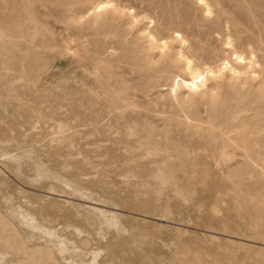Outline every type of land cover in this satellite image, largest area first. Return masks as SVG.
Here are the masks:
<instances>
[{"label": "rangeland", "instance_id": "1", "mask_svg": "<svg viewBox=\"0 0 264 264\" xmlns=\"http://www.w3.org/2000/svg\"><path fill=\"white\" fill-rule=\"evenodd\" d=\"M6 30L0 264H264V0H0Z\"/></svg>", "mask_w": 264, "mask_h": 264}, {"label": "bare ground", "instance_id": "2", "mask_svg": "<svg viewBox=\"0 0 264 264\" xmlns=\"http://www.w3.org/2000/svg\"><path fill=\"white\" fill-rule=\"evenodd\" d=\"M109 3V2H108ZM108 3H106V2H100L99 4H98V6H97V9H98V11H100V10H103V9H105V8H107V6L109 5ZM111 5V4H110ZM203 10L205 11V13L206 14H211L210 13V7H209V5L207 4V2H205L204 4H203ZM97 12V11H96ZM207 16V15H206ZM208 18V17H207ZM21 26V25H20ZM18 30H17V26H14V28H13V32L14 33H16ZM10 33L11 32H9V31H2V33H1V39H2V41H3V44H4V46L7 48V47H9V46H12V45H14V42L13 41H15V40H12V35H10ZM23 35V34H22ZM18 36H20V35H18ZM178 38V37H177ZM182 43V42H181ZM17 44V43H16ZM230 44V43H229ZM228 44V45H229ZM166 45V44H165ZM17 47V46H16ZM231 47V46H230ZM235 58H236V63H238V65H239V63H241V62H244L245 61V58L242 56V55H238V54H236L235 53ZM249 60V59H248ZM188 63H190V62H188ZM246 64V63H245ZM247 65H249V63L247 64ZM213 67V66H212ZM257 67V66H256ZM32 70V69H31ZM216 70V69H215ZM248 71V70H247ZM209 71H207V73H208ZM189 73H190V75L192 76V80L191 81H187L186 82V85L187 86H193L194 87V84H195V81L198 79V80H200V78L202 77V74H201V72L199 73L198 71H195V70H193L192 68H190L189 69ZM200 83V82H199ZM200 85V84H199ZM192 87V88H193ZM189 89V88H188ZM191 89V88H190ZM4 106V105H3ZM23 139V138H22ZM9 144V143H8ZM0 155H3L4 157L5 156H8V158L9 159H17L18 157H17V155L15 154H9V153H6V152H0ZM20 158H22V157H20ZM116 161V160H115ZM137 161V160H136ZM15 162V161H14ZM133 163V162H132ZM36 164H38V163H36ZM120 164V163H119ZM16 165V164H15ZM19 165V164H18ZM36 167H38V166H36ZM41 167V166H40ZM38 170H39V168H38ZM37 170V171H38ZM40 173L42 174V175H44L45 177L46 176H50V175H54L51 171H49V170H46V169H44V168H42L41 170H40ZM43 176V177H44ZM67 182H69V181H67ZM161 191V190H160ZM27 196V195H26ZM11 197V196H10ZM27 201V203H28V200H26L25 199V201L24 202H26ZM29 201H31V200H29ZM31 203V202H30ZM16 204V203H15ZM13 205V204H12ZM22 205V204H21ZM21 205H19V206H21ZM14 206V205H13ZM18 206V207H19ZM10 208V207H9ZM22 208V207H21ZM11 209H13V208H11ZM11 209H10V211H11ZM19 209V208H18ZM14 211H15V208H14ZM13 211V212H14ZM91 211L93 212V214H95V215H100V216H102V218H104V219H106L108 222H109V218H116L117 219V221H115L114 222V225L115 226H117V228H119V230L120 229H122L123 228V226L120 224V222H119V216L116 214V213H111V212H109V211H104V210H99V209H97V208H92L91 209ZM2 214H4L5 216H6V214H5V212H2V211H0ZM9 212V211H8ZM44 212V211H43ZM54 213V212H53ZM98 213V214H97ZM52 214V213H51ZM8 215V214H7ZM49 215V214H48ZM10 216V218H11V215H9ZM14 218L12 219L11 218V222H14V223H17V225H19V223H22V224H24V225H27V226H29L30 228H32L33 230L34 229H37L38 231H39V233L40 232H42V233H46L47 235H49V236H53L54 235V230H50L49 228H47L46 226H44L43 225V223L41 224L40 222H39V220H37V218L34 216V214L30 211V210H22V211H20V212H18V211H16L15 213H14ZM49 216H51V215H49ZM7 217V216H6ZM13 217V216H12ZM77 217V216H76ZM80 217V216H79ZM80 219L81 220H83V218L82 217H80ZM19 222V223H18ZM110 223V222H109ZM122 226V227H121ZM29 228V229H30ZM32 231V230H31ZM25 233V232H24ZM41 236V235H40ZM38 238H39V236H37ZM44 239H46V238H48V237H43ZM48 240V239H47ZM50 240V239H49ZM33 241V240H32ZM35 241V240H34ZM37 241V240H36ZM42 241V240H41ZM38 244H39V242H38ZM43 244V243H42ZM44 244H47L48 245V243H47V241H46V243L44 242ZM43 244V245H44ZM41 245V244H40ZM44 247V246H43ZM46 247H48V246H46ZM27 248V247H26ZM57 249V248H56ZM58 251H60V252H64V249H62V248H60V249H57ZM126 250H127V248H126ZM119 251V250H118ZM6 253V252H5ZM123 254V253H122ZM3 257V256H2ZM118 259V258H117ZM119 261V260H118ZM158 264H164L163 263V261L162 262H158Z\"/></svg>", "mask_w": 264, "mask_h": 264}]
</instances>
